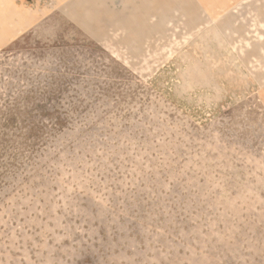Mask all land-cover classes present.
Returning a JSON list of instances; mask_svg holds the SVG:
<instances>
[{
  "label": "rangeland",
  "instance_id": "obj_1",
  "mask_svg": "<svg viewBox=\"0 0 264 264\" xmlns=\"http://www.w3.org/2000/svg\"><path fill=\"white\" fill-rule=\"evenodd\" d=\"M150 1L0 0V264H264V0Z\"/></svg>",
  "mask_w": 264,
  "mask_h": 264
},
{
  "label": "crops",
  "instance_id": "obj_2",
  "mask_svg": "<svg viewBox=\"0 0 264 264\" xmlns=\"http://www.w3.org/2000/svg\"><path fill=\"white\" fill-rule=\"evenodd\" d=\"M196 1L199 2V3L202 2V0H151L150 3H149L150 7L146 6L143 3V9L148 10V12H150V13L153 12V11L157 12L158 10L163 8L162 3H165L167 5V7H170L171 5H173L175 7V10H178V11L181 10L180 12H181V14H184L186 20L192 21L194 18L191 15V12L194 11V8L192 9L190 5H191V3L195 4ZM214 1L216 2V0H203V2H207L208 4L211 3V2H214ZM218 1L221 2V4H224V6L226 5L225 2H222L223 0H218ZM147 16H149V15H147ZM261 16H263L262 13H261ZM127 17H128V21H130V22H132V21L134 22L135 21L138 25L141 24V21H145V19H148V18H145L144 16H140V15L139 16L129 15ZM160 17H161V19L163 18L162 15H160ZM262 22L264 24V21H262ZM189 23H191V22H189ZM190 38H193V36L187 34V36H185V38H184L185 42L188 43V40ZM186 58L189 59V57H186ZM188 63L190 64L189 65L190 68L194 67V66H198V65L200 66V64H195L194 65V63L192 61H189ZM251 69L252 68L249 69L250 73L252 72ZM209 70H211V69H209Z\"/></svg>",
  "mask_w": 264,
  "mask_h": 264
}]
</instances>
